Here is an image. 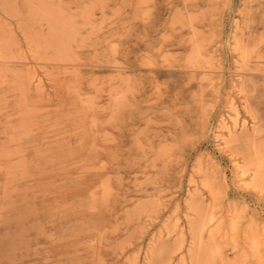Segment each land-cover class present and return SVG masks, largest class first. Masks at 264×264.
I'll return each instance as SVG.
<instances>
[{
	"label": "rangeland",
	"instance_id": "obj_1",
	"mask_svg": "<svg viewBox=\"0 0 264 264\" xmlns=\"http://www.w3.org/2000/svg\"><path fill=\"white\" fill-rule=\"evenodd\" d=\"M260 163L264 0H0V264H264Z\"/></svg>",
	"mask_w": 264,
	"mask_h": 264
},
{
	"label": "bare ground",
	"instance_id": "obj_2",
	"mask_svg": "<svg viewBox=\"0 0 264 264\" xmlns=\"http://www.w3.org/2000/svg\"><path fill=\"white\" fill-rule=\"evenodd\" d=\"M233 121V120H232ZM227 124V123H226ZM234 124V123H233ZM238 124H239V122H238ZM228 125V124H227ZM232 131V130H231ZM261 164V163H260ZM262 166H264V164L262 163L261 165H258V168H257V170H253V172H255L254 174H255V177L256 178H263L264 177V169H263V167ZM256 168V167H255ZM264 179V178H263Z\"/></svg>",
	"mask_w": 264,
	"mask_h": 264
}]
</instances>
